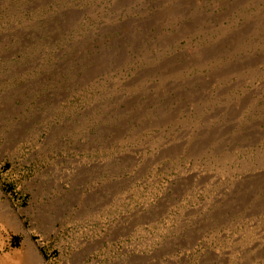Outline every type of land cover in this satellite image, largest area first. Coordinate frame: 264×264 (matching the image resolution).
Segmentation results:
<instances>
[{
    "label": "rangeland",
    "instance_id": "1",
    "mask_svg": "<svg viewBox=\"0 0 264 264\" xmlns=\"http://www.w3.org/2000/svg\"><path fill=\"white\" fill-rule=\"evenodd\" d=\"M27 262L264 264V0H0V264Z\"/></svg>",
    "mask_w": 264,
    "mask_h": 264
},
{
    "label": "bare ground",
    "instance_id": "2",
    "mask_svg": "<svg viewBox=\"0 0 264 264\" xmlns=\"http://www.w3.org/2000/svg\"><path fill=\"white\" fill-rule=\"evenodd\" d=\"M1 205H2V204H1ZM8 216H9V215H8ZM13 217H14V215H13ZM9 218H10V217H9ZM9 218H8V219H9ZM14 218H15V217H14ZM12 219H13V218H12ZM15 221H16V220H15ZM11 224H12V223H11ZM11 226H12V225H11ZM19 227H20V226H19ZM31 252L34 253L33 250H31ZM29 253H30V252H29ZM30 255H31V254H30ZM7 256H8V255H7ZM35 256H37V258L39 257V255H38L37 253L35 254ZM30 257H31V256H30ZM42 258H43V257H42ZM27 259H28V258H27ZM30 259H31V258H30ZM33 259H34V258H33ZM31 260H32V259H31ZM31 260H30V261H31ZM35 260H36V259H34V261H35ZM38 260H40V257H39ZM3 263H4V262H3ZM5 263H6V262H5ZM27 264H28V262H27ZM30 264H31V262H30ZM35 264H36V263H35Z\"/></svg>",
    "mask_w": 264,
    "mask_h": 264
}]
</instances>
